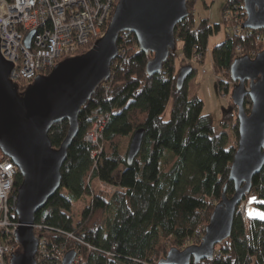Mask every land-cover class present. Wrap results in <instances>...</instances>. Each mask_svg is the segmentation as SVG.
I'll return each mask as SVG.
<instances>
[{
	"label": "trees",
	"instance_id": "obj_1",
	"mask_svg": "<svg viewBox=\"0 0 264 264\" xmlns=\"http://www.w3.org/2000/svg\"><path fill=\"white\" fill-rule=\"evenodd\" d=\"M232 2L237 0L228 4ZM193 6L190 0L189 15L176 28L177 52L154 76L146 70L154 54L142 51L133 33L120 35V57L112 65L110 79L80 113L79 133L62 169V189L36 215L35 224L44 228L36 236L46 238L51 255L73 250L80 257L78 264H159L172 248L199 245L223 190L228 197L234 194L229 177L237 148L230 144L227 130L233 124L239 139L236 111L223 118L218 133L212 117L203 113V101L189 97L195 65H203L206 57V33L219 29L198 26ZM242 12L244 24V7ZM257 33L247 30L234 35L228 30L225 40L210 51L216 80L232 82L233 62L241 56L254 58L264 50V42H256ZM182 65L191 66L193 73L178 89ZM231 88L216 83L221 96L228 97ZM251 106L247 97V112ZM104 116L102 152L96 161L92 154L97 148L86 137ZM140 129L144 130L142 149L130 164V141ZM68 130V121L53 126V148L61 146ZM21 182L18 173L14 196ZM96 183L112 187L111 194L100 192ZM86 197L90 200L75 221L72 207ZM243 203L246 216L240 213V204L231 237L216 247L214 258L198 264H264V169L255 176ZM11 244L20 250L16 240ZM51 260L45 264H53Z\"/></svg>",
	"mask_w": 264,
	"mask_h": 264
},
{
	"label": "water",
	"instance_id": "obj_2",
	"mask_svg": "<svg viewBox=\"0 0 264 264\" xmlns=\"http://www.w3.org/2000/svg\"><path fill=\"white\" fill-rule=\"evenodd\" d=\"M189 1L118 0L106 33L91 50L59 62L50 74L38 76L24 91L11 80L14 65L0 50V149L22 177L15 208L19 222L15 240L20 250L12 253L9 264H37L36 215L62 189V169L79 133L80 113L97 88L110 79L112 65L120 56V35L133 33L140 49L154 54L147 64V74H159L170 55L177 52L175 31L189 15ZM243 5L246 21L242 29L264 30V0H244ZM33 34L26 38L27 47ZM192 73L191 66L180 70L178 89ZM230 74L239 133L229 177L235 192L228 197L223 190L199 245L184 250L172 248L159 264H191L192 260L198 264L214 258L216 247L231 237L236 210L251 192L255 176L264 169V50L254 58L238 57ZM247 97L252 104L250 112L245 109ZM63 121H68V134L55 149L50 133ZM143 138V129L132 136L130 164L141 152ZM76 257L77 252L69 251L62 264H73Z\"/></svg>",
	"mask_w": 264,
	"mask_h": 264
},
{
	"label": "built area",
	"instance_id": "obj_3",
	"mask_svg": "<svg viewBox=\"0 0 264 264\" xmlns=\"http://www.w3.org/2000/svg\"><path fill=\"white\" fill-rule=\"evenodd\" d=\"M116 5V0H0V50L5 60L14 65L11 80L24 91L38 76L50 74L59 62L91 50L106 33ZM243 7L237 0L224 9L225 21L235 23L229 29L234 35L247 31L241 24ZM32 32L27 47L25 41ZM255 39L264 42V30L258 31ZM106 119L107 116L100 118L86 137L97 148L92 154L96 161L102 152L100 143ZM18 173V167L0 149V264H9L15 252L11 242L19 226L13 195ZM34 229L36 233L44 228L35 224ZM37 238V264H45L48 259L62 264L65 253L57 252L61 258L51 255L46 238ZM79 262L77 254L73 264Z\"/></svg>",
	"mask_w": 264,
	"mask_h": 264
},
{
	"label": "rangeland",
	"instance_id": "obj_4",
	"mask_svg": "<svg viewBox=\"0 0 264 264\" xmlns=\"http://www.w3.org/2000/svg\"><path fill=\"white\" fill-rule=\"evenodd\" d=\"M194 1L193 12L195 17V22L198 26L202 24L206 26H211L214 28L215 26H219L218 31H208L206 33V57L204 60L203 65L196 64L195 68L197 70L196 74L189 80V97H198L204 103V110L203 113L206 115H210L214 121V125L217 127V132H221V123L223 118L226 116H231L233 114V109L236 111L238 110L234 107L231 101V94L228 97L221 96L216 90V83L218 82H225L228 78H221L219 77L216 80V76L214 74L211 58H210V51L217 45H220L226 38L228 34V30L234 27L232 21L226 22L224 19V9L226 5L229 3L230 0H192ZM209 21V22H208ZM210 30V29H209ZM214 30V29H213ZM120 57V56H119ZM201 56H198L197 59L200 60ZM186 66V65H182ZM229 85L233 86V83L227 80ZM232 91V88L231 90ZM172 102H170L169 106L166 109L165 118L169 119L171 109H172ZM226 109V110H225ZM225 110V112H223ZM235 124V123H234ZM228 131L230 144L237 148L238 140L236 139V134L234 130V126L232 124L231 128ZM94 135V134H93ZM96 139V138H94ZM91 140V139H90ZM92 141V140H91ZM101 146L103 145L102 142L100 143ZM95 187L98 188L100 192L109 193L112 192V188L109 186H105L104 184L99 185L98 183L95 184ZM89 198H85L78 203H75L72 207L71 215L74 217L75 221L80 219L81 212L85 209L89 202ZM240 213L243 216H246V208L245 203L241 204L240 206ZM72 240L79 242V240L75 237L71 238ZM193 244V243H192Z\"/></svg>",
	"mask_w": 264,
	"mask_h": 264
},
{
	"label": "crops",
	"instance_id": "obj_5",
	"mask_svg": "<svg viewBox=\"0 0 264 264\" xmlns=\"http://www.w3.org/2000/svg\"><path fill=\"white\" fill-rule=\"evenodd\" d=\"M209 22V21H208Z\"/></svg>",
	"mask_w": 264,
	"mask_h": 264
},
{
	"label": "flooded vegetation",
	"instance_id": "obj_6",
	"mask_svg": "<svg viewBox=\"0 0 264 264\" xmlns=\"http://www.w3.org/2000/svg\"><path fill=\"white\" fill-rule=\"evenodd\" d=\"M229 83V82H228Z\"/></svg>",
	"mask_w": 264,
	"mask_h": 264
}]
</instances>
